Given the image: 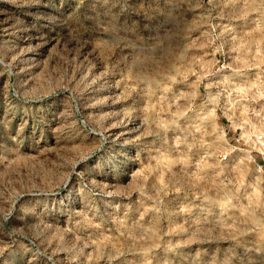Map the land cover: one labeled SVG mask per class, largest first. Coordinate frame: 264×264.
Returning <instances> with one entry per match:
<instances>
[{"label": "rangeland", "instance_id": "1", "mask_svg": "<svg viewBox=\"0 0 264 264\" xmlns=\"http://www.w3.org/2000/svg\"><path fill=\"white\" fill-rule=\"evenodd\" d=\"M261 130L264 0H0V264H264Z\"/></svg>", "mask_w": 264, "mask_h": 264}, {"label": "built area", "instance_id": "2", "mask_svg": "<svg viewBox=\"0 0 264 264\" xmlns=\"http://www.w3.org/2000/svg\"><path fill=\"white\" fill-rule=\"evenodd\" d=\"M234 141L249 150L251 158L253 157L252 161L256 163L255 160L257 159L256 164L259 170L264 173V130L255 131L249 137H245L244 139L239 137Z\"/></svg>", "mask_w": 264, "mask_h": 264}, {"label": "bare ground", "instance_id": "3", "mask_svg": "<svg viewBox=\"0 0 264 264\" xmlns=\"http://www.w3.org/2000/svg\"><path fill=\"white\" fill-rule=\"evenodd\" d=\"M210 99H211V98H210V96L208 95V100H210ZM204 113H206L207 115H214V110H213V109H206V111H205ZM207 117H208V116H207ZM219 136H220V138H223V133L220 134ZM243 153H244V152H243ZM243 153H242V154H243ZM248 154H250L249 151H245V153L243 154V156H244L245 158H250ZM256 198H257V197H256Z\"/></svg>", "mask_w": 264, "mask_h": 264}]
</instances>
